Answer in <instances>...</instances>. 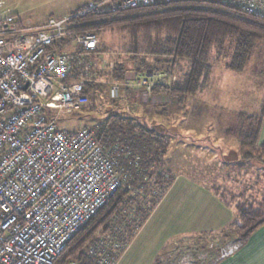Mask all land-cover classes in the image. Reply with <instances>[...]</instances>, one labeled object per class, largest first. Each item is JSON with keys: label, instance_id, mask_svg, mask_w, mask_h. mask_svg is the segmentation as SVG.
Segmentation results:
<instances>
[{"label": "built area", "instance_id": "2783aa9c", "mask_svg": "<svg viewBox=\"0 0 264 264\" xmlns=\"http://www.w3.org/2000/svg\"><path fill=\"white\" fill-rule=\"evenodd\" d=\"M157 1L90 0L34 27L0 11V264H56L67 241L122 185L115 155L93 130L61 128L50 111L54 103L59 113L81 110L89 101L85 82L103 81L99 72L114 64L100 61L97 33L70 30L68 22ZM222 1L264 16V0ZM55 39L63 49H50ZM155 76L167 74L139 72L130 80L142 99H158L150 92ZM119 90L111 82L110 98ZM238 246L221 248L220 256Z\"/></svg>", "mask_w": 264, "mask_h": 264}, {"label": "trees", "instance_id": "16d2710c", "mask_svg": "<svg viewBox=\"0 0 264 264\" xmlns=\"http://www.w3.org/2000/svg\"><path fill=\"white\" fill-rule=\"evenodd\" d=\"M73 12L74 10L70 13ZM68 28L76 32L92 30L98 36L102 31L116 29L126 32L130 37L131 47L125 51L126 61L116 60L112 69L106 73L99 72L107 80L85 82L88 102L96 99L97 93L103 90L109 98L110 83L123 80L125 86L121 87L120 84L117 98H124L133 105L138 100L140 89L128 86L133 85V82L127 81L125 77L128 71L137 76L139 72L157 74L156 71L168 70L172 75L184 61L187 70L181 78L164 80L162 83L158 80L151 85L150 92L153 94L180 96L179 105L164 104L151 107L152 111L157 109L160 116L166 115V112L179 111L187 96H192L203 88L205 83L208 84L214 66L211 55L213 49L218 54L224 51L223 46L229 42L230 54L225 65L235 71L243 70L252 59L258 60L262 57L261 54H264V16L248 13L222 0H158L154 4L122 11H90L85 15L73 17L68 22ZM63 46L61 39H55L50 49L59 51ZM99 52L104 54L106 51L99 47ZM166 77L168 79L169 76ZM123 115L110 114L104 125L95 128L93 133L107 152L117 153L114 154L117 169L125 177V181L108 202L67 241L55 260L56 264H67L69 260L75 261L76 264H98L94 256L84 251L85 242L92 241L99 230H110L111 220L127 212L133 214L131 222L125 224L126 230L122 237V240L128 242L172 181V173L162 168L169 146L167 137L156 128L133 122L128 112L124 111ZM263 121L262 110L256 115L239 111L236 113L235 124L227 128L226 132L232 134L236 140L241 162L257 160L264 163V145L259 143V131ZM114 145L117 147L115 150ZM155 169L158 172H155ZM212 189L227 204H231L217 187L212 186ZM234 208L236 220L220 231V239L216 241L215 246H210L206 241L197 244L194 242L195 245L187 246L194 256L205 252V264H214L220 257L221 248L245 243L249 236L264 224L262 206H247L242 202L236 203ZM122 219L123 216L121 221ZM210 234L212 233L198 235L204 236L201 238L203 240ZM170 247L172 246H167ZM166 255L170 254L166 252L163 256ZM110 256L112 258L114 252ZM161 262L162 257L159 255L154 264Z\"/></svg>", "mask_w": 264, "mask_h": 264}, {"label": "rangeland", "instance_id": "374dc122", "mask_svg": "<svg viewBox=\"0 0 264 264\" xmlns=\"http://www.w3.org/2000/svg\"><path fill=\"white\" fill-rule=\"evenodd\" d=\"M85 1L90 0H3L0 11L34 27L44 23L48 17L60 19L66 14H72L70 12L73 10L76 13ZM98 46L106 51L101 54V62L115 63L120 59L125 62V51L131 47V41L124 31L105 30L99 33ZM229 46V42H226L224 51L218 54L215 49L212 50L214 66L208 84L205 83L192 96H187L179 111L166 112V115L160 116L157 109L151 110V107L164 104L179 105V95L159 93L154 94L158 99L146 100L138 93V100L130 105L124 98H108L104 90L76 113H59L56 103L50 111L58 114L57 125L70 131L84 126L94 131L104 125L110 114L123 115L126 111L133 122L156 128L169 140L162 168L171 173L202 172L207 182L217 187L233 207L236 203L244 202L247 206H262L264 211V163L257 160L241 162L236 140L232 134L226 132L227 128L235 124L236 113L239 111L252 115L259 114L261 110L264 113V54L258 60L252 59L243 70L235 71L225 65L230 54ZM186 70L187 64L183 61L172 75L168 70L156 71L167 74L168 79L166 76H155V79L161 83L164 80H177ZM127 78L132 80L133 76L128 75ZM105 79L103 76L100 80ZM117 82L121 87L125 86L123 80ZM128 86L133 87L131 84ZM115 148L117 149L116 145L114 150ZM155 172L158 170L155 169ZM121 177L123 183L125 177ZM119 216L111 220L110 230H99L92 241L84 244V251L94 256L98 264H112L118 250L121 251L127 243L122 237L126 230L125 224L131 222L133 214L127 212ZM220 234L212 233L203 240L201 238L204 236L200 235L183 238V241L175 243L165 252L163 250L160 264H205V252L198 251L197 256H194L187 246L201 241L215 246ZM113 252L114 256L111 258L110 254ZM166 252L170 255L163 256ZM67 264L76 262L69 260Z\"/></svg>", "mask_w": 264, "mask_h": 264}, {"label": "crops", "instance_id": "0c3cea01", "mask_svg": "<svg viewBox=\"0 0 264 264\" xmlns=\"http://www.w3.org/2000/svg\"><path fill=\"white\" fill-rule=\"evenodd\" d=\"M259 143L264 145V121ZM172 175L168 188L112 264H154L167 246L201 233H219L236 220L233 205L212 189L202 172ZM214 264H264V224Z\"/></svg>", "mask_w": 264, "mask_h": 264}, {"label": "water", "instance_id": "95a60500", "mask_svg": "<svg viewBox=\"0 0 264 264\" xmlns=\"http://www.w3.org/2000/svg\"><path fill=\"white\" fill-rule=\"evenodd\" d=\"M128 75H131V76L134 77V73H133L132 71H128V72L126 73V76H125L127 80H131V79H128V78H127ZM132 79H133V78H132Z\"/></svg>", "mask_w": 264, "mask_h": 264}]
</instances>
